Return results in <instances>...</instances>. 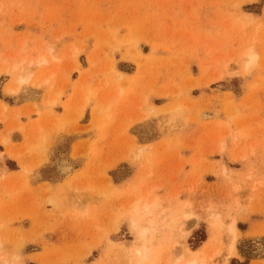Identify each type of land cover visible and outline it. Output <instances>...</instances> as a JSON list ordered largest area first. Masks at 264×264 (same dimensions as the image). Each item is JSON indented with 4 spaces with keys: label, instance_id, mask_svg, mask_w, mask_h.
Instances as JSON below:
<instances>
[{
    "label": "rangeland",
    "instance_id": "obj_1",
    "mask_svg": "<svg viewBox=\"0 0 264 264\" xmlns=\"http://www.w3.org/2000/svg\"><path fill=\"white\" fill-rule=\"evenodd\" d=\"M0 110V264H264V0H0Z\"/></svg>",
    "mask_w": 264,
    "mask_h": 264
},
{
    "label": "bare ground",
    "instance_id": "obj_2",
    "mask_svg": "<svg viewBox=\"0 0 264 264\" xmlns=\"http://www.w3.org/2000/svg\"><path fill=\"white\" fill-rule=\"evenodd\" d=\"M244 56H246L247 57V60H251L252 59V61L254 60V54L252 53V52H247V53H245L244 54ZM45 62V59H43V58H40L39 60H37L36 61V63L37 64H42V63H44ZM16 66H13V68H15ZM30 79H32L31 78V73L28 71L27 72V74L25 75V76H21L20 75V77L17 79V81H15V86L18 88V87H20L21 88V86L20 85H22L23 83L25 84V83H27V82H30L31 80ZM37 82H35V84H42V82H45V80H36ZM15 87V88H16ZM14 90V89H13ZM52 102H54L55 101V97H54V99L52 98V100H51ZM56 102V101H55ZM4 107V106H3ZM2 107V108H3ZM4 109V108H3ZM3 109H1V110H3ZM7 109V108H6ZM0 110V111H1ZM2 117V116H1ZM141 151V150H140ZM69 168H68V166H65L64 168H63V171H67ZM230 229V231L231 232H233L234 231V227H230L229 228ZM230 248L232 249L233 248V245H230ZM194 262H189V263H185V264H193ZM200 264H203V263H200ZM223 264H225V261L223 262Z\"/></svg>",
    "mask_w": 264,
    "mask_h": 264
},
{
    "label": "crops",
    "instance_id": "obj_3",
    "mask_svg": "<svg viewBox=\"0 0 264 264\" xmlns=\"http://www.w3.org/2000/svg\"><path fill=\"white\" fill-rule=\"evenodd\" d=\"M72 79H73V77H72ZM39 97V96H38ZM37 100H39L38 98H37ZM24 101H26L25 100V98H22L18 103L20 104V103H22V102H24ZM6 162V156H4V163ZM12 170H19L18 168L17 169H12Z\"/></svg>",
    "mask_w": 264,
    "mask_h": 264
},
{
    "label": "trees",
    "instance_id": "obj_4",
    "mask_svg": "<svg viewBox=\"0 0 264 264\" xmlns=\"http://www.w3.org/2000/svg\"><path fill=\"white\" fill-rule=\"evenodd\" d=\"M242 264H245V263H242Z\"/></svg>",
    "mask_w": 264,
    "mask_h": 264
}]
</instances>
